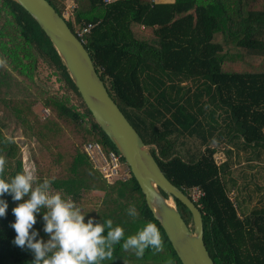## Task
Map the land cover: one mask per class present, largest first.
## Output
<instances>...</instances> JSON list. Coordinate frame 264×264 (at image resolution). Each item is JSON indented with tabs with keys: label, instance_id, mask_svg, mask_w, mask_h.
I'll use <instances>...</instances> for the list:
<instances>
[{
	"label": "trees",
	"instance_id": "16d2710c",
	"mask_svg": "<svg viewBox=\"0 0 264 264\" xmlns=\"http://www.w3.org/2000/svg\"><path fill=\"white\" fill-rule=\"evenodd\" d=\"M47 1L61 15L66 0ZM73 1L66 23L73 32L93 24L83 44L110 97L166 178L187 196L194 186L202 190L203 241L214 264H264V203L246 207L248 182L243 174L238 182L232 169L240 150H248L246 160H264V0ZM46 70L77 104L67 92L45 86ZM0 101L34 141L30 159L40 181L54 177L52 189L73 199L85 222L111 219L125 238L149 221L159 228L163 251L149 248L138 258L116 245L114 258L103 264H166L169 258L182 264L134 177L108 183L93 167L84 143L117 149L49 38L14 0H0ZM37 102L48 115L34 110ZM218 152L224 154L219 162ZM0 155L7 161L3 178L23 170L20 145L1 126ZM94 191L101 195L90 196ZM0 198L8 203L0 217V264H31L33 254L12 243L18 202L10 194ZM175 200L191 223L190 211ZM132 206L135 218L128 215ZM43 212L33 228L47 240Z\"/></svg>",
	"mask_w": 264,
	"mask_h": 264
},
{
	"label": "water",
	"instance_id": "95a60500",
	"mask_svg": "<svg viewBox=\"0 0 264 264\" xmlns=\"http://www.w3.org/2000/svg\"><path fill=\"white\" fill-rule=\"evenodd\" d=\"M14 1L31 15L53 44L92 117L129 165L148 208L160 223L181 263L214 264L203 241L199 208L163 174L149 145L143 142L110 97L88 51L66 20L47 0ZM175 199L190 211L192 229L180 215Z\"/></svg>",
	"mask_w": 264,
	"mask_h": 264
},
{
	"label": "clouds",
	"instance_id": "9594fccd",
	"mask_svg": "<svg viewBox=\"0 0 264 264\" xmlns=\"http://www.w3.org/2000/svg\"><path fill=\"white\" fill-rule=\"evenodd\" d=\"M6 162L0 155V197L10 194L12 200L18 202L12 208L15 217L11 224L15 231L12 243L33 254L31 264H103L114 258L116 245L133 250L138 258L149 248L155 252L163 251L164 240L155 223L149 221L125 238L124 228L114 226L111 219L101 223L89 218L85 222V213L71 198L65 199L59 191L52 190L54 177L41 182L37 168L32 164L6 179L3 178ZM7 209L8 203L0 198V217L6 216ZM42 209L47 240L38 238L33 228L36 214ZM128 215L133 218L138 215L134 206L129 207ZM166 264H174V261L169 258Z\"/></svg>",
	"mask_w": 264,
	"mask_h": 264
},
{
	"label": "rangeland",
	"instance_id": "374dc122",
	"mask_svg": "<svg viewBox=\"0 0 264 264\" xmlns=\"http://www.w3.org/2000/svg\"><path fill=\"white\" fill-rule=\"evenodd\" d=\"M69 2L70 0H66L65 4ZM43 76L48 78L46 80L47 83L45 84V86L50 91L60 90L61 92H67V90L60 86L61 83L55 80L54 74H51L49 70H46ZM67 93L70 95L71 103L77 104V98H75L73 94L69 92ZM43 108L46 107L42 106L40 102H37L34 105V110L40 115H42V112L44 113ZM0 126L3 128L6 136L12 137L20 145V161H22V168L25 169L30 167L33 164L30 159V151L34 150V141L33 139L23 135L21 128L17 124L15 118L2 101H0ZM35 151L36 150H34V152ZM216 154V160L218 162L221 161L224 157V154H222L221 152H218ZM248 154V150H240L237 156V161H234L232 169L235 177L238 176V182L242 181V174L244 175V181L246 180V182H248L246 189L242 192V196L245 197V201L247 203L246 207L249 209L253 206L261 205L262 203H264V160H246L245 157H247ZM259 156L260 158L264 157V150H262ZM250 164H252V166H250ZM232 189L229 191L230 196H234V193H236V189ZM52 190L57 191L54 189ZM93 195L100 196L101 192L94 191L90 194V196ZM68 198L70 197H67L66 199ZM191 224L192 222L190 223V227H192Z\"/></svg>",
	"mask_w": 264,
	"mask_h": 264
},
{
	"label": "built area",
	"instance_id": "2783aa9c",
	"mask_svg": "<svg viewBox=\"0 0 264 264\" xmlns=\"http://www.w3.org/2000/svg\"><path fill=\"white\" fill-rule=\"evenodd\" d=\"M104 1L109 2L110 0ZM75 7L76 3L70 0L69 3L64 4L61 16L67 21L73 16ZM92 25V23H83L82 26L75 28L74 34L82 43L84 42L85 34L89 32ZM43 111V117L48 115L49 111L47 108H43ZM83 148L93 167L98 170L106 182L126 181L132 176L129 165L122 159V155L114 149L104 150L98 141H87L83 144ZM202 195L203 192L198 186L188 190V197L197 207L200 206L197 202Z\"/></svg>",
	"mask_w": 264,
	"mask_h": 264
},
{
	"label": "flooded vegetation",
	"instance_id": "af4514ba",
	"mask_svg": "<svg viewBox=\"0 0 264 264\" xmlns=\"http://www.w3.org/2000/svg\"><path fill=\"white\" fill-rule=\"evenodd\" d=\"M180 215L182 216V218L184 219V221L189 225L190 227V223L187 221V217H186V213L184 212V210L179 206V205H176ZM192 222V221H191ZM192 225V224H191Z\"/></svg>",
	"mask_w": 264,
	"mask_h": 264
}]
</instances>
